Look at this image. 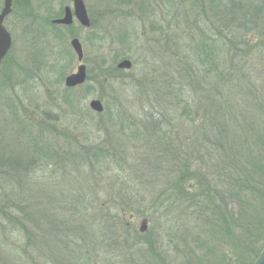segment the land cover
Masks as SVG:
<instances>
[{"label": "trees", "instance_id": "1", "mask_svg": "<svg viewBox=\"0 0 264 264\" xmlns=\"http://www.w3.org/2000/svg\"><path fill=\"white\" fill-rule=\"evenodd\" d=\"M189 1L171 0V17L189 22L194 17L197 35L192 33L184 45L195 53L184 62L160 61L163 65L151 70L154 57L164 60L170 47L175 52L182 48L176 35L165 37V24L149 28L148 34H161L162 41L158 52H148V78L138 81L134 108L145 116L139 121L126 114L115 118L106 109L109 129L118 120V130L106 129L107 146L79 137L72 141L61 128L67 115L90 114L78 108L86 95L82 87L63 88L58 108L39 103L34 70L58 69V60L47 64L44 39L70 57L63 46L72 26L52 25L54 15L47 9L42 16L25 13L31 19L24 33L29 55L17 59L10 53L0 63V92H7L0 109L5 126L0 264H115L119 258L117 264H252L256 259L264 247V241L258 244L264 239V0ZM141 3L146 1L139 2V11ZM148 10L147 5L142 14ZM200 16L208 23L205 32ZM124 37L117 42L127 44ZM119 54L114 64L130 59ZM105 68L111 83L118 70ZM28 87L33 91L29 97ZM116 87L115 100L125 90ZM129 110L123 103L117 109ZM116 133L147 147L138 160L143 164L146 159V168L140 171L137 164L131 169L133 176L140 172L142 182L116 168L124 165L126 148ZM147 200L158 209L166 203L165 213L175 214L173 224L193 226L169 236V245L179 240L184 246L181 263L126 220L140 214L139 205Z\"/></svg>", "mask_w": 264, "mask_h": 264}, {"label": "rangeland", "instance_id": "2", "mask_svg": "<svg viewBox=\"0 0 264 264\" xmlns=\"http://www.w3.org/2000/svg\"><path fill=\"white\" fill-rule=\"evenodd\" d=\"M141 1H146V4L149 6V13L146 16L142 14L144 13L142 10L147 8L145 3H141L143 9L140 11L138 10L139 2ZM170 1L171 0H84L92 23V28L83 29L75 22L71 27L72 30L70 33L72 35L70 37H77L81 42L84 53L83 63L86 65L87 73L86 81L81 89L82 92H86V95L81 99L82 102L80 101L78 108L80 109V112L86 111L90 114L87 115L89 117L84 116V118L81 117L80 113L71 117L70 115H67V122L65 123L64 121L65 124H63L61 128L67 132V135L72 137V141L74 140V137H79L78 139H80V141H85L84 143L87 144L93 142L107 146L108 140L110 141L109 135L106 131V129L110 127L108 110L111 114L115 115V118L117 116H123L122 114H126V116H131L132 119L139 121L140 118L145 116L144 112L134 108V103H136V100H139L140 97V92H137L139 90L138 81H143L148 78L144 74L149 73L148 67L145 63L146 59L150 60L151 58V55L148 52H152L153 50L158 52V44L162 41L161 34H148L149 28L154 26L162 27V24H165V37L170 38L172 35H176L182 48V52H175L176 50L170 47L167 52L164 53V60L154 57L155 60L151 61V70L163 65L160 61H166L168 63L172 60L174 61L175 58H181L182 62H184L186 61L185 57L187 55L191 56L195 53L192 46L187 48L184 45L185 43H190L189 37L192 33L197 35L196 31H194L196 26L192 23L194 17L191 16L189 18L191 22L184 20L182 17L174 21L171 16L172 13L175 12V9L170 6ZM192 1L193 0H190L186 3H192ZM2 2L3 0H0V10L2 8ZM27 3L28 7L26 5V0H13L12 12L4 21L5 28L12 38V47L9 54L12 53L11 56L15 55L17 59L18 57H24L27 59L30 52V49L26 46L24 38L25 29L31 22L29 17H25L26 14L29 15L32 13L42 16L45 15V10L47 9L48 11L46 14L51 13L54 15L55 19H58L62 17L64 7L68 6L71 8L72 6L69 0H27ZM129 4H132V6ZM199 18H201L199 23L200 29L205 32L208 23L202 19V16ZM262 25L264 28V20ZM32 29L34 30L35 26H32ZM123 34H126V37L124 38L128 40L127 44H119L117 42V40L120 41V37ZM69 39L67 45L63 46V48H68V51L71 54L70 57L65 55L64 51L59 48V45L56 46L54 42L48 38H46V40L44 39L43 43H49L48 48H45V51L48 54L47 64L52 65L53 62H57L58 60V69L54 72L46 73L44 71L40 72L34 68L33 83L36 86V97L41 100L38 99L39 103L42 102L57 107L61 102L60 92L64 88L63 80L65 76L76 71L79 62L69 46ZM113 39L115 40L113 41ZM39 43H41V40H39ZM38 48L42 47L40 46ZM117 53H120L119 56H129L132 67L129 70H118V72L113 73L114 81L110 83L106 79L105 67L116 65L113 61ZM175 55H178V57H175ZM117 60H119V58ZM103 62L105 64L104 67L101 68ZM60 73L63 77L59 75ZM60 77H62L63 80L58 85L55 82L57 78ZM178 78L182 82V79L180 77ZM45 79H47V81ZM119 85L123 86L125 90L122 94H119V97L115 100L116 94L114 93V88H117L116 86ZM82 92L78 93L77 96L79 98H81ZM32 94L33 91L31 87H28L25 95L29 97ZM6 95L7 92H0L1 111L4 109L2 102H4ZM93 99L101 101L104 111L108 109L107 112L103 111L102 114L92 112L88 107V103ZM122 103L127 106V109L131 110L127 113H118L117 109H119V111L121 110ZM81 118L83 119L81 120V123H76V121ZM0 121V144H3L5 135V126L3 122L4 116H0ZM117 121L118 120H113L114 125L110 128L111 130H118V126L116 125ZM81 133L82 136L80 135ZM126 133L129 134V132ZM114 137L117 139L121 138L126 146L124 149L125 153L122 156L123 161H121L125 163L123 166L119 165V167L116 168L122 172L121 175L125 177L128 176L134 179L135 182H142L144 179L140 176V172L135 174L136 176H133L131 169L139 163L138 160L142 161L144 159H140V157L143 155L141 154L142 149L144 148L146 150L147 147H143L144 144L142 140H128L125 134L120 135L116 133ZM138 165L142 166L140 169V171H142L146 168V159L143 164L140 163ZM139 208L141 209L140 214H134L132 216L127 215L126 220L130 221L138 230L141 220L146 218L148 220V231L146 239H144L153 244L155 241L160 242V244L164 246L161 253L165 252L171 258H177L178 263H181V260L184 259H180L179 254L184 246L180 245L181 242L179 240L176 241L177 246H174L173 244L169 245L171 240V237L169 236L172 234L174 235V233H176V235L184 234L186 228L191 229L193 226L183 224L182 222L179 224H173V222H170L172 217H175V214L168 215L165 213L167 210L166 203L158 209L155 205H150L147 200L142 202L141 205H139ZM155 208L156 210H154ZM149 216H151L150 219H148ZM172 225L174 227L170 228ZM194 232H196V230ZM263 241L264 239L258 244L261 246ZM192 247H194V245ZM120 259L121 258L111 260L116 261L115 264H117ZM232 263L235 264L234 260Z\"/></svg>", "mask_w": 264, "mask_h": 264}, {"label": "water", "instance_id": "3", "mask_svg": "<svg viewBox=\"0 0 264 264\" xmlns=\"http://www.w3.org/2000/svg\"><path fill=\"white\" fill-rule=\"evenodd\" d=\"M72 9L70 7L64 8V15L59 19L52 20V24L69 26L75 19L83 28H89L91 25L86 6L83 0H70ZM12 12V0H3L2 8L0 10V63L7 56L11 49L12 39L10 33L4 26V21ZM69 45L76 55L77 61L80 63L77 66L76 72L69 74L64 79V86L66 88H75L81 86L86 81V66L82 63L84 58L83 48L78 38H71ZM132 67L130 60H123L117 64V69L129 70ZM89 108L98 114L104 111L101 101L93 99L89 102ZM147 230V220L142 219L139 227V232L144 233ZM253 264H264V249Z\"/></svg>", "mask_w": 264, "mask_h": 264}]
</instances>
